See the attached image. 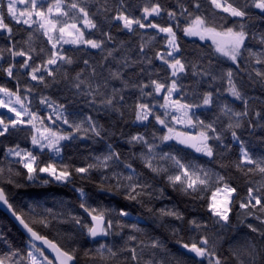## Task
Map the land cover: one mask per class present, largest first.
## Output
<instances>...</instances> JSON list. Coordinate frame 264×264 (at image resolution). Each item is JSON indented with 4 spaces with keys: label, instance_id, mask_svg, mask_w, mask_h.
<instances>
[{
    "label": "snow or ice",
    "instance_id": "6c2138e0",
    "mask_svg": "<svg viewBox=\"0 0 264 264\" xmlns=\"http://www.w3.org/2000/svg\"><path fill=\"white\" fill-rule=\"evenodd\" d=\"M0 41V264H264V0H0Z\"/></svg>",
    "mask_w": 264,
    "mask_h": 264
},
{
    "label": "trees",
    "instance_id": "16d2710c",
    "mask_svg": "<svg viewBox=\"0 0 264 264\" xmlns=\"http://www.w3.org/2000/svg\"><path fill=\"white\" fill-rule=\"evenodd\" d=\"M138 2L142 4L143 0H138ZM160 2L162 4H166V3H169L170 0H160ZM119 38L120 39H127L128 37L127 36H120ZM191 39L194 40L195 38H191ZM134 42H136V41H134ZM182 43H184V46L186 48H191L193 46L190 41L189 42L182 41ZM198 43H202V42H198ZM2 46H3V41H0V47H2ZM65 47L69 48V49L71 48V46H69V45L65 46ZM77 54H79V53H77ZM91 54L94 55L96 60H98L100 58L99 54L96 53L95 50H91ZM5 66H6V64H5ZM0 83H5V80H4L2 75H0ZM8 86L12 87V88H15V83L11 82L10 84H8ZM117 86H119V85H117ZM37 102H38V100H37ZM61 102H63V101H61ZM21 135L23 136V134H21ZM29 145H30V142H29ZM24 146H26V145H25V143L22 142L21 143V147H24ZM69 154H71V153H69ZM84 154L86 155V153H84ZM2 155H3V153H2V151H0V157H2ZM80 166H82V164ZM89 190L90 191H94V188L90 187ZM15 191L16 190L10 191L9 195H12ZM21 191L37 192V191H41V190L40 189H35V188H30V189H24V190H21ZM48 191H50L51 193L56 195L59 199L64 200L66 203H70V202L75 201V194L73 193V191H72V189L70 187H63L62 185H53V186H51L50 189H48ZM245 191H246V189H242L241 195H244ZM96 199L101 201V202H105V203H114L115 202L111 198H105L103 196H97ZM75 202L78 205V201H75ZM52 204H53L52 200L49 199L48 206L51 207ZM159 206H160V204L158 203L157 207H159ZM128 210L133 215H135L138 211H141L138 208V206H130ZM5 226L9 230L10 238L13 241H15V243L17 245H19L21 243V240H22L21 233H23V232L20 229H18V227L13 222V220L9 219L8 216L2 210H0V227H5ZM48 235L50 237H52L53 233L50 232V233H48ZM165 235H168V234L165 233ZM55 238L59 239V237H55ZM169 239H173V238L169 236Z\"/></svg>",
    "mask_w": 264,
    "mask_h": 264
},
{
    "label": "water",
    "instance_id": "95a60500",
    "mask_svg": "<svg viewBox=\"0 0 264 264\" xmlns=\"http://www.w3.org/2000/svg\"><path fill=\"white\" fill-rule=\"evenodd\" d=\"M0 210H2L8 216L9 219L13 220V222L18 227V229H20L23 232V229L19 226L17 222H15V220L10 216V214L6 211L3 205H0ZM50 258H54V254Z\"/></svg>",
    "mask_w": 264,
    "mask_h": 264
},
{
    "label": "rangeland",
    "instance_id": "374dc122",
    "mask_svg": "<svg viewBox=\"0 0 264 264\" xmlns=\"http://www.w3.org/2000/svg\"><path fill=\"white\" fill-rule=\"evenodd\" d=\"M65 46H68V45H65ZM2 111H6V110H4V109H0V112H2Z\"/></svg>",
    "mask_w": 264,
    "mask_h": 264
}]
</instances>
